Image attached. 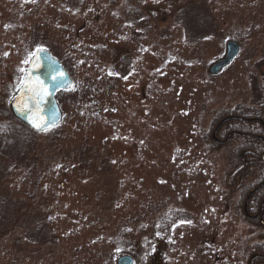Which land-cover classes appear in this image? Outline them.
Wrapping results in <instances>:
<instances>
[{"label":"rangeland","instance_id":"1","mask_svg":"<svg viewBox=\"0 0 264 264\" xmlns=\"http://www.w3.org/2000/svg\"><path fill=\"white\" fill-rule=\"evenodd\" d=\"M37 47L72 80L44 133L10 111ZM263 52L264 0H0V264H247L264 231L229 198V137L208 141L255 107Z\"/></svg>","mask_w":264,"mask_h":264},{"label":"flooded vegetation","instance_id":"2","mask_svg":"<svg viewBox=\"0 0 264 264\" xmlns=\"http://www.w3.org/2000/svg\"><path fill=\"white\" fill-rule=\"evenodd\" d=\"M236 44L239 47L238 57L241 49L240 45ZM260 66H264V62L260 63ZM254 105V108L239 110L236 107L229 110V131L224 128L226 123L216 128L221 121L224 122V119H220L213 129L210 127L209 134L212 140L208 143L214 148L223 145L225 139L229 137V198L237 194L235 208L243 218L245 231H253L255 236H258V229L264 231V101ZM238 138L242 139L240 143L234 141ZM177 218L180 222V216L177 215ZM260 240H264V235ZM211 243H214V239H211ZM256 246L264 249V242L253 245L252 250ZM205 255L208 257L213 255L215 261H221L222 264H230L229 261H232L234 256L221 254L218 250L214 254ZM249 256L247 264H264V250L255 251Z\"/></svg>","mask_w":264,"mask_h":264},{"label":"water","instance_id":"3","mask_svg":"<svg viewBox=\"0 0 264 264\" xmlns=\"http://www.w3.org/2000/svg\"><path fill=\"white\" fill-rule=\"evenodd\" d=\"M238 52L239 47L235 42H227L225 57L219 62L215 63L209 69V74H219L221 69H224L231 64V62L237 57ZM39 55L41 57L39 65L35 67L33 66L35 63V57H32L28 64L24 80L27 78V74L31 72L33 79L39 77L47 85L50 94L45 96L43 102L40 105V115L44 118L45 122H47L49 126L44 129L38 130L29 123V120L25 114L18 111V108L20 107L18 101L25 95L20 90L23 87L22 84L18 93L11 102L10 111L17 121L28 127L30 130L38 133H44L53 130L61 123L62 114L56 102L55 95L58 91H67L68 89H70L72 86V80L66 70L61 66L60 62L57 61L49 52H41L39 53ZM59 72L65 73L66 79L61 86L57 87L50 74ZM117 264H133V259L129 256H123L118 259Z\"/></svg>","mask_w":264,"mask_h":264},{"label":"snow or ice","instance_id":"4","mask_svg":"<svg viewBox=\"0 0 264 264\" xmlns=\"http://www.w3.org/2000/svg\"><path fill=\"white\" fill-rule=\"evenodd\" d=\"M46 49L37 47L36 51L31 53V57H35L34 67L39 65L41 59L39 53L45 52ZM7 55V53L5 54ZM29 60H25L24 63H29ZM21 71H24L21 69ZM52 80L59 87L66 79V74L63 72L50 74ZM23 87L20 89L25 95L18 101L20 107L18 111L25 114L29 120V123L36 129L41 130L49 126L45 122L44 118L40 115V105L43 102L45 96L49 95V89L45 82L39 77L33 79L32 73L27 74V78L22 82ZM74 90V89H73ZM183 223V221H182ZM190 223V221H189Z\"/></svg>","mask_w":264,"mask_h":264},{"label":"trees","instance_id":"5","mask_svg":"<svg viewBox=\"0 0 264 264\" xmlns=\"http://www.w3.org/2000/svg\"><path fill=\"white\" fill-rule=\"evenodd\" d=\"M235 39L237 41V43L240 45V42L238 40V38H231V40ZM251 91H252V100L251 102L253 104H261L264 101V73H263V83L261 86L257 85L254 81L251 82ZM239 110L240 109H244L245 107H237ZM230 112V111H227ZM236 111H233V113ZM166 223H165V227H163V230L165 229H169L172 228L173 226L177 225L179 223V219L177 218V215H172L170 216V218L165 219ZM255 251H263L264 249H262L259 246H256V248H254Z\"/></svg>","mask_w":264,"mask_h":264}]
</instances>
